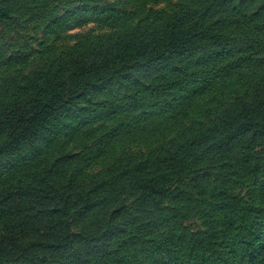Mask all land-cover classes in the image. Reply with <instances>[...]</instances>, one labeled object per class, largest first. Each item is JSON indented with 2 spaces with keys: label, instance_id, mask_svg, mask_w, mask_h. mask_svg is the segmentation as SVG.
Here are the masks:
<instances>
[{
  "label": "rangeland",
  "instance_id": "374dc122",
  "mask_svg": "<svg viewBox=\"0 0 264 264\" xmlns=\"http://www.w3.org/2000/svg\"><path fill=\"white\" fill-rule=\"evenodd\" d=\"M85 1L89 7L99 5L100 8L95 11L80 8ZM183 1L191 2L192 6L198 4L196 0H159L147 5L139 0H18L7 16L0 15V103L15 99L17 104L25 102L28 96L23 87L28 84V79L38 72L56 67L59 64L58 56L63 52L76 54V50H71L73 45H81L89 37L114 30L116 22L106 17L115 15V11H125L138 19L146 14L147 6L161 9ZM214 2L216 9L221 8L222 13L236 14V20L221 24L236 23L220 31H229L231 37H244L250 30L248 25H252L254 37L260 43L259 49L263 48L264 51V0H229L224 4L223 0ZM219 17H212L208 24L212 25ZM63 18L66 21L59 25ZM59 39L63 41L58 42ZM214 62L215 57L210 54L196 53L143 65L132 71V79L137 80L135 83L116 76L106 85L105 91L94 89L90 100H109L112 93L131 92V86L160 83L164 86L166 79H175V82L170 93L164 96L154 93L143 98L127 113L122 112L124 110L119 103L117 108L107 107L90 117L85 116L79 108L76 115L71 112L65 114L67 107L45 124L42 135L34 142L6 155L4 163L0 165L1 240L7 232L6 227L17 221L20 223L25 215L40 211H46L44 214L47 215L50 211H56L57 214L49 221L38 220L29 225L23 240L10 239L9 236L4 240L3 248L9 250L14 243L12 252L19 254V244L25 243L26 246L30 240L37 243L39 247L31 249L28 260L23 264H195L204 259L207 262L213 257L225 258L241 239L243 228L239 227V223L228 217L216 216L212 228L214 235L210 237L212 241L203 245L199 242L202 239L199 234L206 230V217L200 204L191 208L185 218L173 219L169 224H160L156 220L164 215L166 207L180 205L185 209L187 205L184 201L167 196L159 199V209L152 214L158 227L137 228L139 219H136L138 222H135V226L129 224L125 228L123 223L138 217L134 207H130L132 201L127 200L113 225L104 230L98 228L92 234H71L66 244L61 239L59 245L52 246L59 235L70 229L66 222L69 219L66 209L70 208V213L74 210L72 206L60 204V200L70 199L71 196L73 199L78 189L93 182L107 177L115 180L123 166L136 165L149 155H158L160 151L175 148L186 150V147L183 155L193 157L192 160L200 158L193 161L196 168L231 164V160L217 155L211 161L208 159L216 153L212 152L215 148L210 147L213 145L211 139L215 136L210 135L208 130L226 111L231 110L234 106L231 101L247 87L251 81L250 74L254 73L252 80L256 79L262 67L256 64L246 68L241 75L235 73L228 80L233 84L228 86L225 80H207L206 75L215 71ZM29 97H32V92ZM81 104L87 105L88 98L80 100ZM154 105L157 106L152 111ZM8 114L6 112L4 117ZM114 130L117 133L114 134ZM201 140H206V150L199 154L195 151ZM259 171L251 181L242 179L234 187L233 194L244 202L257 205L259 210L255 216L264 219V161L260 162ZM42 177L45 179L41 180ZM46 179H50L47 183L57 189V200H43L47 194ZM33 180L24 190L25 195L42 194L43 198L36 200L33 196H24L15 200L22 187V184H18ZM191 186L183 183L178 185V189H188L197 198V190ZM209 186L212 190L218 189L215 193L220 192L219 184L210 182ZM32 189L36 192L33 193ZM15 192L18 193L14 195ZM102 214L103 210H95L87 220L97 221ZM39 215L43 216V213ZM75 227L80 229L79 224ZM237 264H264V236L253 244L251 253H245Z\"/></svg>",
  "mask_w": 264,
  "mask_h": 264
},
{
  "label": "trees",
  "instance_id": "16d2710c",
  "mask_svg": "<svg viewBox=\"0 0 264 264\" xmlns=\"http://www.w3.org/2000/svg\"><path fill=\"white\" fill-rule=\"evenodd\" d=\"M17 1L0 0V15L7 16ZM139 1L147 5L150 2L157 3L159 0ZM196 1L198 4L194 6L189 1L178 2L161 9L147 6L146 14L138 19L127 15L125 11H115V15L106 17L116 22L114 30L89 37L81 45H73L71 50H76V54L63 52L58 56L59 64L56 67L38 72L28 79V84L23 87L28 96L25 102L17 104L15 99L0 103L1 165L6 155L24 148L42 135L45 124L53 116L60 114L57 112L66 110L67 107L65 114L71 112L76 115L79 109H82L85 116L90 117L101 109L117 108L119 103L120 108L124 110L122 112L127 113L126 111L140 103L143 98L154 93L162 96L170 93L175 79L164 80V86H161L163 83L138 85L134 88L131 86V92L112 93L109 100L105 101L90 100L94 89L105 91L106 85L116 76H122L133 83L137 82L132 79V71L143 65L149 66L167 58L189 57L196 53L210 54L211 57H215L216 68L214 73L206 75L209 81H228L235 73L243 74L248 67H254L256 64L262 67L256 79L252 80L254 73L250 74L251 81L247 87L236 98L237 100L235 99L236 101H231L234 106L208 130L210 135L215 136L211 139L213 145L210 147L215 148L212 152L216 151L215 155L208 159L211 161L217 155L231 160V164L214 168L210 165L196 168L193 161L200 158L196 157L192 160L193 157L183 155L187 151L186 147V150L175 148L160 151L158 155H149L145 161L136 165L123 166L122 172L115 180L112 181L107 177L105 180L93 182L78 189L79 192L73 199L71 196L70 199L67 197L60 200V204L72 206L74 210L70 213V208L66 209V212H69L67 215L69 219L66 222L70 229L59 235L52 246L56 247L61 241L66 244L71 234L77 236L92 234L98 228L104 230L107 226L113 225L127 200L132 201L130 207H134L138 217H134L129 223H123L125 228H128L129 224L135 226V222H138L136 219H139L137 228L158 227L159 225H156L155 220L152 219V214L158 211L159 199L162 200L165 196L184 201L187 205L185 209L180 205L164 208V215L156 219L161 222L160 224H169L173 219L177 221L179 218H185L190 209L195 208L196 205L200 204L204 208L206 230L199 234L202 235L199 242L203 245L212 241L210 237L214 235L212 228L216 216L221 215L236 220L239 227L243 228L236 248L229 251L225 258L213 257L207 262L204 259L195 264H237L245 253H251L253 244L264 236V219L255 216L259 207L248 201L244 202L233 194L234 187L242 179L251 181L260 172V162L264 161V79L261 80L264 76V51L263 48L259 49L260 43L254 37L252 25H248L250 30L244 37H231L229 31L223 33L220 29H225L236 22L221 23L236 20V14L222 13L221 8L216 9L214 0ZM228 1L223 0V4ZM80 8H92L91 10L95 11L100 6L89 7L85 1ZM216 15L220 17L209 25L208 20ZM238 19L241 20L242 17ZM65 21L66 18H63L59 21V25ZM61 41L63 40L59 39L58 42ZM227 84L229 86L233 83L228 81ZM30 92H32L31 98ZM87 98L88 104L80 105V100ZM156 106H152L151 110L153 111ZM6 112L9 114L4 117ZM133 121L135 123L137 118ZM113 132L117 133L115 130ZM205 145L206 140H201L195 152L204 153ZM44 179L45 177H42L41 180ZM34 181L27 184L20 182L18 186L22 184V187L15 200L24 196H33L32 193L25 195L24 190H27L29 184ZM49 181L50 179H46L45 183ZM210 182L213 185L219 184L220 192L215 193L218 189L212 190L209 186ZM183 183L191 184L190 188H196L197 198H194L192 191L188 189L179 191L178 185ZM47 186V194L44 198L42 194H38L33 196L34 199L57 200V189L50 183H47ZM32 192L36 191L32 189ZM98 209L103 210L102 216L97 218V221L87 220L90 214ZM45 212L25 215L20 223L17 221L6 227L7 232L3 241L0 238V264H23L28 260L27 255L31 253V249L34 247L36 250L39 247L37 243L30 240L26 246L25 243L19 244L18 254L12 252L15 248L14 243L10 245L9 250H5L4 240L9 236L10 239L23 240L29 225L38 220L49 221L57 214L56 211H50L49 215L44 214ZM40 213H43V216L39 215ZM2 224L7 225L5 221H2ZM76 224L80 225V229L75 227ZM48 243L50 244V241ZM44 258L41 260L45 261Z\"/></svg>",
  "mask_w": 264,
  "mask_h": 264
}]
</instances>
